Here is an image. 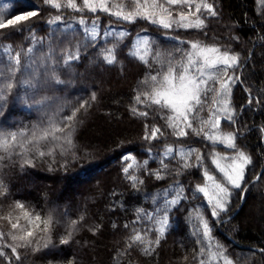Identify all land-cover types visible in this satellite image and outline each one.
Returning <instances> with one entry per match:
<instances>
[{
  "label": "snow or ice",
  "instance_id": "snow-or-ice-1",
  "mask_svg": "<svg viewBox=\"0 0 264 264\" xmlns=\"http://www.w3.org/2000/svg\"><path fill=\"white\" fill-rule=\"evenodd\" d=\"M258 3L264 7V0H258ZM42 5L57 10V14L44 21L48 26L64 22L67 31L73 28L68 21L74 20L82 27L84 39L93 48H99L97 61L108 66L122 63L118 56L124 45L128 47L126 55L143 65V76L133 89L129 112L142 123L141 140L148 145L145 149L147 158L137 161L136 156L128 152L122 157L121 172L136 192L142 191L146 177L156 181L173 179L167 188L145 195V199L152 202L150 210L136 207L134 218L124 223L123 228L130 231L124 239V247L117 248L113 257L116 264H121V257L130 255L134 248L144 256L158 255L161 241L171 228L173 212L185 202L191 204L200 201L201 197L203 202L187 209L186 219L192 224L191 235L198 246V250H192V264H236L212 232L213 221L216 224L225 222L222 216L230 210L233 190H247L246 170L253 161L251 155L237 144L239 137L247 131L239 121L245 106L241 105L238 112L232 96L234 87L243 83V73L237 70L244 68L253 53L250 51L248 58L242 60L230 43H218L213 37V43L208 44L201 39L186 40L179 34L182 30L185 33L197 30L207 39V21L220 15L215 0H42ZM42 5L39 0H32L30 7L33 10L12 15L10 19L4 18L10 5L0 8V30L27 32L24 39L31 41L26 49L14 50L12 44L3 43L11 32L0 31V117L4 115L9 97L18 88L30 90L34 96L55 85L65 84L58 69L80 59L79 42L74 50L67 49L57 55L50 46L40 61L33 58L37 46L44 44V38L36 35L35 28L42 19ZM64 10H70L73 15L66 16ZM76 13L80 14L78 19ZM86 13L94 18L89 20ZM98 13L115 20L110 19L103 25ZM138 21H145L156 31H150L149 27L133 34L125 27ZM161 35L165 39L158 43L153 37ZM106 38H111L110 46H100L98 41L108 44ZM128 38H131L130 46L125 44ZM229 39L238 41L239 37ZM261 39L264 40V36ZM167 42H172L173 46L161 48L160 45ZM244 91L248 94V105L264 103L254 98L250 86ZM259 91L264 92V89ZM51 99L45 96L36 101L41 117L30 126L16 130L0 126V264H24L29 253L34 255L55 247L53 235L58 228H65L59 243L68 244L85 219L82 214L65 224L68 213H59L54 206L45 211L19 199L8 203L12 192L5 170L14 167L17 159L23 171L26 167H35L38 160L46 159H50L51 168L57 155L72 154L75 158L78 113L86 112L97 95L92 92L89 100L81 99L79 107H74L70 114H64L66 106L48 111L46 102ZM222 121L232 130L224 131ZM259 131L264 134V125ZM169 139L172 143H164L162 149L154 151L156 144ZM195 144L201 147H194ZM218 145L225 149L223 153L217 151ZM208 146H211V152L207 151ZM150 162L158 166L152 168ZM61 167H67V160ZM193 170L200 173L202 181L185 185L182 177L194 175ZM260 177L258 173L253 182L259 181ZM120 206L123 208L122 204ZM123 210L127 211L126 208ZM118 227L113 221L112 228ZM100 228L101 225H95L89 231L96 234ZM259 251L264 253V249ZM188 261L189 256L185 254L180 264H188Z\"/></svg>",
  "mask_w": 264,
  "mask_h": 264
},
{
  "label": "trees",
  "instance_id": "trees-1",
  "mask_svg": "<svg viewBox=\"0 0 264 264\" xmlns=\"http://www.w3.org/2000/svg\"><path fill=\"white\" fill-rule=\"evenodd\" d=\"M31 3L32 0H0V8L10 5L8 14L4 17L10 19L12 15L33 10ZM39 3L42 5V0ZM215 4L220 15L207 21V39L204 33L197 30H189L187 33L182 30L179 34L186 40L201 39L208 44L213 43V37L218 43H230L240 53L242 60L248 58L250 51L253 53L241 70L243 83L234 87L232 96L233 105L238 112L241 105L245 106V110L239 115V121L241 126L247 127V131L239 137L237 144L251 155L253 163L246 170L247 190L244 192L241 207L224 223L216 224L213 221L212 235L236 264H264V253L259 251L264 249V171L259 181L251 182L264 166V134L259 131L264 125V103L257 105L253 102L248 105V94L244 91L245 87L250 86L254 98L264 101V92L259 91L264 89V40L261 39L264 36V7L260 6L258 0H215ZM64 11L66 16L73 15L70 10ZM55 14L57 10L42 5V19L35 28L36 35L44 38V44L37 46L33 58L40 61L49 52L50 46L56 50L57 55L67 49L74 50L79 42L80 59L58 69L65 84L55 85L54 88L34 96L30 90L18 88L8 99L4 115L0 117V126L9 130L30 126L40 119L41 112L37 110L40 105L36 101L43 100L45 96L52 97L46 102L49 105L48 111L66 106L64 114H70L74 107H79L78 102L81 99L89 100L92 92L96 93L97 99L86 112L78 113L75 158L72 154L66 157L57 155L51 168L50 159H46L38 160L35 167H26L23 171L17 159L14 167L5 170L12 192L8 203L19 199L28 206L45 211L54 206L59 213H68L64 218L65 224L82 214L85 216L76 235L68 244L59 243L60 236L65 234V228H58L53 235L55 247L34 255L29 253L24 264H68L69 261H74L75 264H116L113 257L117 248L124 247V239L130 231L123 228L124 223L134 218L136 207L150 210L152 202L150 199L146 200L145 195L167 188L173 178L156 181L146 177L142 191L136 192L121 172L124 166L122 157L128 152L136 156L137 161L147 158L145 149L148 145L141 140L142 123L129 112L133 89L143 76V65L126 55L128 47L124 45H121L122 51L118 56L122 63L108 66L97 61L99 48H93L84 39L82 27L74 20L68 21L73 24V28L67 31L64 30V22H58L51 27L44 22L50 15ZM74 15L78 19L80 14ZM86 15L89 20L94 18L91 14ZM98 15L103 25H107L110 19L115 20L103 13ZM125 27L135 34L150 26L145 21H138L135 25L128 24ZM0 31L11 32L3 43L12 44L14 50L21 47L26 49L31 45V41L24 39L27 32L19 34L12 30ZM150 31L155 32L156 28L150 27ZM231 36H237L239 40L230 41ZM153 38L158 43L165 39L162 35ZM106 39L108 44L98 41L100 46H110L111 38ZM130 43L131 38L126 39L125 44L130 46ZM86 44L87 47L84 46ZM160 46L170 49L173 45L172 42H167ZM222 124L224 131L232 130L227 127L226 122L222 121ZM164 143H172V139L156 144L154 151L162 149ZM193 146L201 147L200 144ZM207 151H212L211 146L207 147ZM217 151L223 153L225 149L218 145ZM65 160L66 168L61 167ZM157 166L150 162V167ZM193 172L192 176L182 177L185 185L202 181L200 173L196 170ZM244 189L233 190L230 210L222 216V220L239 206ZM200 202H203L202 197L200 201H192L191 204L185 202L179 210L173 212L171 228L161 241L158 255L144 256L134 248L130 255L121 257V264H180L185 254L189 256L188 264H192V250H198V246L191 235L192 224L186 219L187 209ZM254 206H257L255 217L252 212ZM113 221L119 225L117 229L112 228ZM95 225H101V228L93 234L89 229Z\"/></svg>",
  "mask_w": 264,
  "mask_h": 264
},
{
  "label": "water",
  "instance_id": "water-1",
  "mask_svg": "<svg viewBox=\"0 0 264 264\" xmlns=\"http://www.w3.org/2000/svg\"><path fill=\"white\" fill-rule=\"evenodd\" d=\"M239 71H241V70H239ZM263 171H264V166H262V168L259 170V174H262L263 173ZM257 173V174H258ZM257 174H256V176H257ZM255 176V177H256ZM254 181V178H252V180H251V182H253ZM244 192H245V189L243 190V192H242V194H243V198H241V201H240V204H239V206L232 212V214H230L229 216H227V217H225L224 219H223V221H225V220H228V219H230L232 216H234L235 214H236V212L239 210V208L241 207V205H242V203H243V200H244ZM234 242V241H233ZM254 249V248H253Z\"/></svg>",
  "mask_w": 264,
  "mask_h": 264
},
{
  "label": "rangeland",
  "instance_id": "rangeland-1",
  "mask_svg": "<svg viewBox=\"0 0 264 264\" xmlns=\"http://www.w3.org/2000/svg\"><path fill=\"white\" fill-rule=\"evenodd\" d=\"M256 208H257V206H254V207L252 208V212H253L254 217L256 216Z\"/></svg>",
  "mask_w": 264,
  "mask_h": 264
}]
</instances>
